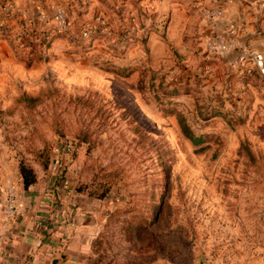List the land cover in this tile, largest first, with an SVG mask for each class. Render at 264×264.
<instances>
[{"label":"rangeland","instance_id":"374dc122","mask_svg":"<svg viewBox=\"0 0 264 264\" xmlns=\"http://www.w3.org/2000/svg\"><path fill=\"white\" fill-rule=\"evenodd\" d=\"M50 177L86 264H264V0H0V189Z\"/></svg>","mask_w":264,"mask_h":264},{"label":"crops","instance_id":"0c3cea01","mask_svg":"<svg viewBox=\"0 0 264 264\" xmlns=\"http://www.w3.org/2000/svg\"><path fill=\"white\" fill-rule=\"evenodd\" d=\"M15 212L0 189V264H86L95 241L97 202L54 177L17 187Z\"/></svg>","mask_w":264,"mask_h":264},{"label":"built area","instance_id":"2783aa9c","mask_svg":"<svg viewBox=\"0 0 264 264\" xmlns=\"http://www.w3.org/2000/svg\"><path fill=\"white\" fill-rule=\"evenodd\" d=\"M62 17V16H60ZM225 49V46L223 47ZM261 63L263 61V58L262 56H258L257 58ZM56 170H58L57 166L55 167ZM8 196H9V214L10 215H13L14 212H15V202H16V195H15V189L12 188L9 193H8Z\"/></svg>","mask_w":264,"mask_h":264},{"label":"trees","instance_id":"16d2710c","mask_svg":"<svg viewBox=\"0 0 264 264\" xmlns=\"http://www.w3.org/2000/svg\"><path fill=\"white\" fill-rule=\"evenodd\" d=\"M33 182H30L29 180H24V186L25 189H29V187L32 185Z\"/></svg>","mask_w":264,"mask_h":264}]
</instances>
